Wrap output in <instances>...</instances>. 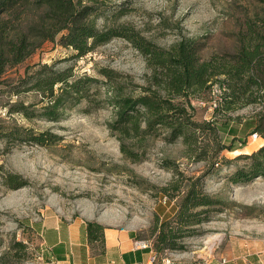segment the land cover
Returning a JSON list of instances; mask_svg holds the SVG:
<instances>
[{
  "label": "rangeland",
  "instance_id": "rangeland-1",
  "mask_svg": "<svg viewBox=\"0 0 264 264\" xmlns=\"http://www.w3.org/2000/svg\"><path fill=\"white\" fill-rule=\"evenodd\" d=\"M263 1L111 0L100 6L103 12L96 18V26H130L165 49L181 38H192L201 45V59L208 60L233 54L247 22L262 18ZM116 9L127 14L111 20ZM74 55L72 49L57 42H45L24 63L10 68L0 84V125L3 131L20 134L0 139V264H37L40 237L35 225L61 212L123 222L136 229L140 240L153 244L159 223L171 217L177 205L160 195V187L176 175L163 165L165 162L173 163L185 177L204 176L205 192L223 204L218 207L220 212L200 227L204 235L185 239L184 251L157 253V264H203L200 255L211 243L220 241L240 251L248 246L264 247V178L255 177L237 185L229 181L238 167L249 163L236 156L258 150L264 146L262 139L248 140L245 148L237 150L241 153L223 151L220 157L230 161L220 166L191 160L182 143L167 144L162 138L149 142L143 161L131 162L107 129L112 116L111 108L103 101L107 96L104 86L99 93L93 88L92 104L82 103L56 122L26 119L11 112L15 103L32 105L29 111L34 113L46 104L41 101L42 92L26 91V79L43 66L53 72L71 69L74 77L87 75L102 82L100 70L109 69L123 75L119 81L128 92L150 73L142 55L120 38L100 45L84 58ZM218 86L212 85L210 91L193 99L196 121L212 119L211 105L217 104L220 97ZM253 109H238L232 116H247ZM27 131L48 133L57 141L38 146L23 134ZM9 175L20 176L25 185L9 189Z\"/></svg>",
  "mask_w": 264,
  "mask_h": 264
},
{
  "label": "trees",
  "instance_id": "trees-1",
  "mask_svg": "<svg viewBox=\"0 0 264 264\" xmlns=\"http://www.w3.org/2000/svg\"><path fill=\"white\" fill-rule=\"evenodd\" d=\"M109 1L0 0V84L10 68L24 63L45 42H57L72 49L74 58H84L100 45L120 38L142 55L150 70L143 83L134 84L136 89L128 92L127 86L119 81L123 75L109 69L100 70L102 82L87 75L74 77L71 69L53 72L43 66L26 79L29 84L26 91L42 92L41 101L46 104L34 113L29 111L32 105L15 103L11 112L26 119L36 117L56 122L82 103L92 104L91 91L94 88L99 93L104 86L107 96L103 101L111 108L112 116L106 123L107 129L118 140L120 152L131 162L143 161L149 142L158 138L167 144L182 143L187 158L210 162L212 167L229 162L220 157L221 153L245 148L251 135L256 134L264 141V1L262 18L247 22L240 46L233 54L208 60L201 59V45L192 38H181L165 49L130 26L97 27L96 18L103 12L100 6ZM126 14L127 11L116 9L110 19L117 20ZM214 84L219 85L220 100L213 117L196 121L193 99L210 91ZM249 106L254 107L249 115L232 116L236 110ZM2 129L0 125V139L20 137ZM23 134L38 146L57 141L48 133ZM236 158L249 163L230 176L232 184L264 178V146ZM163 165L176 175L173 181L160 187V195L177 205L174 214L156 228L157 236L151 243L155 254L184 251V240L204 235L206 232L200 227L209 223L223 204L205 192L204 176L185 177L173 163ZM8 179L6 184L11 190L26 183L18 175H9ZM103 229L95 222L87 223L89 241L102 239Z\"/></svg>",
  "mask_w": 264,
  "mask_h": 264
},
{
  "label": "crops",
  "instance_id": "crops-1",
  "mask_svg": "<svg viewBox=\"0 0 264 264\" xmlns=\"http://www.w3.org/2000/svg\"><path fill=\"white\" fill-rule=\"evenodd\" d=\"M102 226L103 237L89 241L87 223ZM40 237L37 264H157L150 261L153 249L136 245L142 242L136 229L123 222H109L104 216H69L66 212L45 217L35 225ZM211 243L200 255L203 264H264V247L248 246L240 251L230 245Z\"/></svg>",
  "mask_w": 264,
  "mask_h": 264
},
{
  "label": "built area",
  "instance_id": "built-area-1",
  "mask_svg": "<svg viewBox=\"0 0 264 264\" xmlns=\"http://www.w3.org/2000/svg\"><path fill=\"white\" fill-rule=\"evenodd\" d=\"M219 100H220V98H219ZM216 105H217L216 102H214L213 105H211V108L214 109L216 107ZM249 140H261V138L258 135L253 134L250 136ZM136 245L140 246L141 248H145V249L151 247V243L145 242V241L138 242V243H136ZM150 261L152 263L156 262V254L155 253L152 255Z\"/></svg>",
  "mask_w": 264,
  "mask_h": 264
},
{
  "label": "bare ground",
  "instance_id": "bare-ground-1",
  "mask_svg": "<svg viewBox=\"0 0 264 264\" xmlns=\"http://www.w3.org/2000/svg\"><path fill=\"white\" fill-rule=\"evenodd\" d=\"M236 153H241V152H239V151H236V152H235V154H236Z\"/></svg>",
  "mask_w": 264,
  "mask_h": 264
}]
</instances>
